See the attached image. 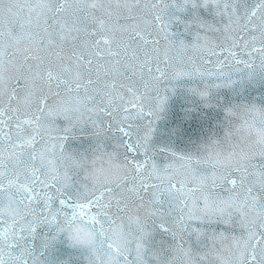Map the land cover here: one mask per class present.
Wrapping results in <instances>:
<instances>
[{"label":"snow or ice","instance_id":"obj_1","mask_svg":"<svg viewBox=\"0 0 264 264\" xmlns=\"http://www.w3.org/2000/svg\"><path fill=\"white\" fill-rule=\"evenodd\" d=\"M0 264H264V0H0Z\"/></svg>","mask_w":264,"mask_h":264},{"label":"water","instance_id":"obj_2","mask_svg":"<svg viewBox=\"0 0 264 264\" xmlns=\"http://www.w3.org/2000/svg\"><path fill=\"white\" fill-rule=\"evenodd\" d=\"M176 28H177V30H179L180 26H179V25H177V26H176ZM185 38H188V37H185Z\"/></svg>","mask_w":264,"mask_h":264}]
</instances>
